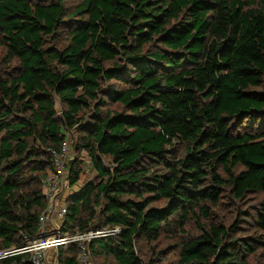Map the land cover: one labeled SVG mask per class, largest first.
<instances>
[{
    "label": "trees",
    "instance_id": "1",
    "mask_svg": "<svg viewBox=\"0 0 264 264\" xmlns=\"http://www.w3.org/2000/svg\"><path fill=\"white\" fill-rule=\"evenodd\" d=\"M262 89L264 0H0V252L36 236L74 132L70 186L82 153L97 176L68 198L65 231L122 229L93 241L94 264H153L142 241L201 219L177 264H248L264 247ZM227 191L261 196L259 236L213 220Z\"/></svg>",
    "mask_w": 264,
    "mask_h": 264
},
{
    "label": "built area",
    "instance_id": "2",
    "mask_svg": "<svg viewBox=\"0 0 264 264\" xmlns=\"http://www.w3.org/2000/svg\"><path fill=\"white\" fill-rule=\"evenodd\" d=\"M72 148V137L68 134L60 151L52 152L54 170L43 183L47 207L39 218L36 236L28 240L27 244L21 248L1 251L0 261L22 256L20 263L14 262L13 264H62L60 251L76 246V264H94L90 250L93 241L121 235L120 227L97 228L91 225L81 232L65 231L69 214L67 200L79 190V187L70 189V163L74 159ZM86 157L83 155L81 159L86 161Z\"/></svg>",
    "mask_w": 264,
    "mask_h": 264
},
{
    "label": "rangeland",
    "instance_id": "3",
    "mask_svg": "<svg viewBox=\"0 0 264 264\" xmlns=\"http://www.w3.org/2000/svg\"><path fill=\"white\" fill-rule=\"evenodd\" d=\"M36 1V0H32ZM68 7H72L69 5ZM264 92V90L262 89ZM57 108L61 111V104L57 100ZM93 115L86 116L84 120L87 124L90 123V118ZM70 133V132H69ZM72 139H78V134L70 133ZM2 134H0V138ZM74 152V147L71 149ZM87 156L82 153L81 156ZM85 160V159H84ZM88 157L86 161L82 162L83 176L77 184L81 188L89 181L96 180V172L92 167V164L88 163ZM75 188L71 187L73 190ZM70 192V190H69ZM68 192V194H69ZM261 200L260 195H247L243 201L234 199L227 191L225 196L221 199V205L214 208L212 211V218L217 224L226 226L227 228H234L235 238H250L259 236L261 232L257 225V211L258 203ZM208 224L205 219L191 220L185 231H177L174 235H165L157 243L151 244L149 242L142 241L139 245L142 249V256L148 263L153 264H177L179 261L180 251L182 248V242L188 241L193 238H198L204 232ZM159 259V260H158ZM248 264H264V247H258L254 255L247 258ZM95 264H118L113 258L102 256L96 259Z\"/></svg>",
    "mask_w": 264,
    "mask_h": 264
}]
</instances>
